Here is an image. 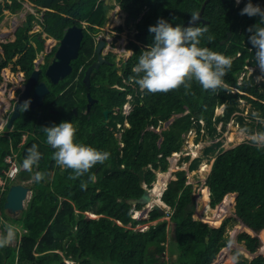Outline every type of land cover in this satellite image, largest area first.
Returning a JSON list of instances; mask_svg holds the SVG:
<instances>
[{"label": "trees", "instance_id": "trees-1", "mask_svg": "<svg viewBox=\"0 0 264 264\" xmlns=\"http://www.w3.org/2000/svg\"><path fill=\"white\" fill-rule=\"evenodd\" d=\"M23 1L32 3L36 9L42 8L39 23L48 36L43 38L42 33L34 37L29 35L35 19L29 14L26 23L10 41L0 40V98L11 101L9 118L35 69L37 53L44 51L41 65L48 67V57L52 58L59 46L55 40L60 41L70 26L85 24L87 28L79 57L72 62L73 72L60 83L53 84L42 69L40 81H46L50 89L43 105L36 109L29 107L26 111L21 107L13 130L0 135V176L6 177L11 165L5 157L14 153L19 154L20 178L29 180L37 171L44 173L40 182L33 180V196L18 219L9 216L5 210L9 186L5 192L0 191V228L8 221L7 225L20 226L24 231L16 246L0 247V264H148V256L155 258L158 264H231L221 257V250L227 245L225 232L231 219L215 227L233 208L232 203H228L229 198L235 203V216L247 229L239 235L238 241L244 242L252 254L262 253L249 264H264V147L244 142L223 150L215 158L211 173L208 171L201 176L205 179L210 173L207 186L211 192V205L209 188L205 184L201 190L199 213L201 211L200 214L209 218L214 226L194 218L196 196L193 185L187 182V172H177V179L171 182L174 171L168 172V158L181 151L184 135L196 127L195 122L199 127L204 122L206 128L212 130L217 121L223 119L215 116V110L220 106L227 105L228 118L239 100H244L264 117V82L259 87L254 84V79L239 81L247 61L256 63V49L249 42L252 33L248 29L258 24L260 17L240 15L249 0H242L239 5L236 0H211L204 12L209 23L195 25H206L209 29L201 40V47L235 57L223 78L228 89L204 90L193 82L191 88L181 86L168 93L139 91V96L134 99L135 107L127 118L123 116L122 107L127 94L133 91L124 84L123 77L130 80L135 75L132 68L138 63L139 55L154 43L155 34L149 32V27L156 25L160 18L174 27L184 26L206 0H120V7L129 12L128 21L138 20L139 33L130 37L134 54L122 77L109 63L94 69L92 87L87 86L84 78L88 68L97 61L95 36L104 29L107 21L110 6L106 0H4L0 3V21L8 13L21 10ZM251 2L264 9V0ZM120 31L122 28L118 29V36ZM208 35L214 36L212 42L207 40ZM52 39L54 42H50ZM72 83L99 99L100 104L94 105L89 114L83 113L86 97L62 94ZM74 106L77 114L73 111ZM105 108L121 110L116 116L112 112L110 126L114 130L117 123H124L126 119L129 122L130 127L124 128L121 140L104 125L102 110ZM176 115L180 116L161 133L151 129H157L161 121L167 122ZM65 121L80 122L82 129L74 125L78 129V142L110 153L107 161L98 163L89 173L75 180L69 179L73 175L71 170H62L52 159L55 149L47 145L43 129ZM1 126L0 123L2 131ZM33 144L38 145L42 159L39 166L29 172L21 165ZM160 167L168 172L162 171V179L170 177V180L163 189L160 179L161 184L155 190V171ZM196 167L194 164L190 170ZM90 175H95L94 182L89 180ZM82 181L87 182L86 189L81 188ZM153 182L152 199L146 206L149 211L136 214L141 218L150 215V221L165 217L166 213L160 209L151 212L154 206L162 205L163 196L164 202L172 206L169 232L167 220L145 231L135 229L139 222L132 215L135 210H141L143 204L133 205L129 200L140 199L145 192L143 185L151 188ZM225 198L228 199L224 203ZM130 224L132 228L128 227ZM16 236H19L18 232ZM167 249L169 258L164 257ZM235 264L248 262L242 259Z\"/></svg>", "mask_w": 264, "mask_h": 264}, {"label": "clouds", "instance_id": "clouds-1", "mask_svg": "<svg viewBox=\"0 0 264 264\" xmlns=\"http://www.w3.org/2000/svg\"><path fill=\"white\" fill-rule=\"evenodd\" d=\"M241 1L242 0H236V3L239 4ZM240 15H247L249 17H256V16L260 17V22L254 26H250L248 29V31L252 33V35H250L248 39L251 45L256 49L255 51L256 65L260 70V74L256 76L257 83L255 82L254 79V84L260 87L262 82H264V26H262L264 25V9H262L259 5H254L251 2V0H249V2L241 10ZM199 20H200V13L193 12L190 15L189 24L187 27L182 25H177L174 27L164 18H160L157 21L156 25L149 27V32L155 34L154 43L152 45H149L147 50L142 51L141 54L139 55L138 63L132 68V72L135 75L131 77L130 80L124 79L123 77L124 84H126L127 87H130L133 91V93H128L126 96V98L130 96V99H132V101L126 99V102L122 107L124 118H127L133 111V108L135 107L134 99L135 97H137L139 91L141 92L143 90H147L148 92L153 94L168 93L172 90L179 89L181 86L185 87L186 89L191 88L193 82L197 83L204 90L215 91L216 89L219 88L228 89V85L225 83L223 78L227 74L228 70L231 69L233 64V59L235 57L232 58L231 56H227L222 53L215 52L208 47L200 46L202 38L205 36L206 33H208L209 29L206 25L204 27L195 26ZM82 27L86 29L87 25L84 24ZM85 29H84V35H85ZM98 34L95 36L96 51L99 43L102 40L105 41V47L107 46V42H106L107 39L106 38L97 39ZM207 40L209 42H212L214 40V36L208 35ZM105 47L103 48L102 52L105 50ZM250 51H253V48H250ZM237 56H240V54H238ZM109 57L110 56H106L104 58H106L107 60L106 63L111 64L110 62L111 57L110 59H108ZM96 62H98V55ZM126 66L127 63L124 65V69ZM91 76H90V81H91ZM122 76L123 75H120V77ZM244 79H242V82ZM250 80L251 79L247 81ZM239 81H240V77H239ZM118 89L126 90L125 88H121V87H118ZM141 97L143 98V96ZM239 101L245 102L244 100H239ZM0 103H1L0 111H6L7 113H10L12 111L11 109L12 104L9 99L5 100V98H0ZM142 104L143 102L141 103V105ZM29 105H30V101H25L21 107L26 111L28 110ZM113 111H114L113 114L116 116L121 110L120 108H115ZM74 113L77 114V109ZM253 116L258 118V113H253ZM161 124H163L162 121L160 125ZM128 127H130V124L126 119L124 123H117L116 129L114 130L113 128V133L121 140L123 134L121 136H118L115 132L118 131L120 133L121 130ZM43 129L44 132L46 133L47 145L55 149V151L52 153V159L55 161L56 165L62 170H71V172L73 173V175L69 176V179L75 180L84 176L86 173H89L90 170L95 165H97L98 163L103 164L110 157V153L107 151L97 149L83 142H78L76 139L78 129L74 126L72 122L65 121L58 125L45 127ZM151 129L157 130L154 128ZM248 138L254 145L258 147H264V132H257L251 134ZM121 146L123 147V144H121ZM18 155H19L18 153H14V154H8L6 156V157L8 156L13 157V162L11 163H8L5 157V161L11 165L10 169L19 168L17 161ZM41 159H42V153L39 151L38 145L33 144L28 149V154L23 160L21 167L24 170L31 172L34 166L36 167L39 166V162ZM10 169H8L9 171L7 170L8 172L6 171V177H4L6 178V182L11 176L9 175ZM33 179L36 182H40L41 180L44 179V173L37 171L34 174ZM95 179H96L95 175L89 176V180L94 182ZM144 185L147 187L146 184ZM206 185H207V181H206ZM7 187H8V182L5 188L7 189ZM81 188L84 189L87 188L86 181H82ZM147 188H149L150 191L152 190V186L151 188L150 187ZM6 189L4 191H6ZM209 192H210V188H209ZM162 202H164L163 196H162ZM146 206L147 205L145 206L143 205L142 211H144ZM153 210H155V206L151 209V212ZM138 211L140 210H135L133 213H137ZM167 212L168 211L165 210V213ZM132 217L135 216L132 215ZM133 219L137 220L139 219V216L138 218L135 217ZM149 220H150V215H149ZM150 222H154V221H150ZM140 223L141 221L138 224ZM149 228L150 226L145 230H148ZM15 235H16L15 226L6 225L5 234H0V247L9 245L15 238Z\"/></svg>", "mask_w": 264, "mask_h": 264}, {"label": "rangeland", "instance_id": "rangeland-1", "mask_svg": "<svg viewBox=\"0 0 264 264\" xmlns=\"http://www.w3.org/2000/svg\"><path fill=\"white\" fill-rule=\"evenodd\" d=\"M3 1L4 0H0V3ZM22 3L24 7L21 10H18L13 14L8 13V15L2 21H0V40L1 41L3 42L10 41L12 39L13 34L21 26H23L26 23L27 16L29 14H32L35 16V19L33 21V27L31 31L29 32V35L34 37L35 35L42 33L43 38H46L48 36V34L44 32V30L42 29V26H40V23H39L43 15L42 8L36 9L35 6L28 1L26 2L23 1ZM106 3L110 6L109 10L106 13V17L108 19H107L104 29H102L99 32L97 39H102V38L107 39L106 41L107 46L105 47V50L102 52V56L111 57L110 62L113 64L115 71L120 76V75H123L124 65L128 62L130 58L133 57V54H134L133 50L130 47V42H131L130 37H135V35L138 33L137 24H136L138 20L136 21L133 20L131 22L128 21L129 12L123 9L122 7H120V0H106ZM124 11L126 12V14H123ZM113 14H115L116 16H121L123 14L122 23H118V22L116 23V20H112L111 18ZM120 28H122V31L119 32L120 35L118 36V29ZM54 40L52 39L50 40V42H54ZM55 42H60V41L55 40ZM42 59H44V51H39L37 53L35 62L40 63L41 69L46 70L47 66L41 65ZM51 59L52 58L48 57L47 59L48 64H49V61H51ZM259 74H260V70L258 66L256 65V63L252 64L247 61L246 65L244 66V70L241 73L240 81L242 82V79L244 78L247 80L255 79V82L257 83L256 76ZM123 90L124 89H122V91ZM6 99L8 98H5V100ZM126 99L129 101H132V99H130V96H128ZM229 106L232 107V104ZM0 107H1V103H0ZM227 110H228L227 105L220 106L219 108L215 110L216 118L223 117V119L217 121L215 128L212 130L207 129L204 123H202V126L199 127L198 123L195 122L194 126L196 127L193 133V145H191V143H187V138L189 137L191 133L190 132L186 133V135H184L182 149L179 153H177L178 156H175L173 154L172 156L168 158V162L170 164L168 172L171 173V169L173 168V165L175 166V170L173 172L174 179H171L170 181L176 180L177 172L182 171V170L187 172V182L193 185L194 194H196L197 196L196 198L197 209L194 213V218L201 222H206L210 226H214V225H212L209 222V218L202 216V214H200L201 211L199 213V210L201 209V208L199 209L201 190L203 186L206 184V181L209 176L208 174L205 179L201 178L202 175L197 173L200 165H202V163L206 161L207 163H209V171H210V169L213 166V162L215 161V158L220 154V152H222L225 149L228 150L230 148H233L244 142L253 144L249 140L248 137L251 134H254L257 132H264V117L263 115H261L260 112H257V110L252 108L250 104H247L243 101H239L235 105V107L232 108V112L230 114V117L228 118L226 117ZM253 113H258V118L254 117ZM6 114H7L6 111H0V123L2 124L1 129L4 130V132L3 130L2 131L0 130V135H3V136L4 134L5 135L9 134L13 130L12 128L8 127L9 123L6 121H8L9 116L8 117L5 116ZM179 116L180 115L173 116L172 119H170L169 121L163 122V124H161V126H159L156 131L158 133H161L163 130L167 129L170 126V124L174 121V119L178 118ZM199 130H201L200 132L201 134L199 133ZM123 132H124V129L121 130L120 133L118 131H116L115 133L118 136H121ZM231 134L236 135L235 138L239 140V143L235 144L234 146H229V143H228V140ZM27 135L28 133H26V135L24 136L23 141L27 139ZM189 140L191 141L192 138H190ZM24 142L21 143V146L24 144ZM159 142H161V139ZM194 164H197V167L195 170L191 171L190 168ZM162 171L163 170L161 169V167L155 171L156 178L154 182H156L159 179V176H161ZM163 172H166V171H163ZM168 172L164 174H167ZM18 173H19V168L10 169L11 176L9 177L7 181L9 188L13 184H17V183H22L25 185L28 184V186L33 185L34 174L32 175L33 177L31 179L27 180L26 178L25 179L20 178ZM5 182L6 181L4 180V184ZM154 182L152 184V187L154 185ZM4 188H5L4 185H1L0 191L5 192ZM210 195L211 194L209 192V203L211 205ZM227 199L228 198H225L223 202L225 203ZM30 200L31 199L27 200L26 207H28ZM232 201L233 200H231L230 198L228 199V203L229 202L232 203L231 204V207L233 206L232 210L229 212V214L224 219H222L219 225L215 226V227H220L225 220L231 219V222L227 225L226 232H225V238H226L227 245L222 248L221 257L223 258V260L231 264H235L238 260H242V259L246 260L249 264L254 258H256L262 253L257 252L255 254H252L247 249L244 242L238 241L239 235L242 234L243 232H246L247 229L241 222H239L240 220H238V218L235 216V203H233ZM223 202H221L214 208L212 206L211 207L213 209H217L219 205H221ZM159 206L161 207L160 210L165 211L162 205H159ZM140 211H142V209ZM170 214H171V211H168L165 217L161 218L160 220L154 221V222H150L149 215L148 216L146 215L143 218L139 217V219L137 220H139L138 222L141 221V223L136 225L135 229L137 231H144L151 225H155L160 222H163L164 220H167L169 222L168 229H167L169 232L170 223H171ZM87 215H89L90 217L98 218L96 215L95 216H92L90 214H87ZM133 215L138 218L136 213H133ZM2 220L5 221L4 217H2ZM6 222L8 223V221ZM7 223L5 224V227L2 226L0 228V234H3L4 231H6ZM128 227L131 228L132 224H130ZM15 229H16V232L19 233V236L15 235V238L9 244L10 246H16L18 243L17 242L18 238L20 237V233L24 232L20 226L19 227L15 226ZM168 245L169 243H167V246ZM169 254L170 253L167 249L166 253L164 254V257L169 258L168 257ZM147 260H148V264H158L155 258H151L148 256ZM69 264H73V262H69Z\"/></svg>", "mask_w": 264, "mask_h": 264}, {"label": "water", "instance_id": "water-1", "mask_svg": "<svg viewBox=\"0 0 264 264\" xmlns=\"http://www.w3.org/2000/svg\"><path fill=\"white\" fill-rule=\"evenodd\" d=\"M211 0H206L205 4L202 6L200 13V20L197 22L202 24H207V21L204 18V12L206 10L207 4ZM189 24V20L184 23V26L187 27ZM196 24V25H197ZM84 27L73 25L70 26L64 33V36L59 42V46L55 54L53 55L48 67L45 71V76L50 79L53 84H58L63 81L66 77H68L73 72L72 62L77 60L80 54L81 44L84 39ZM232 36V32L229 33V38ZM227 39L222 41V44L226 43ZM105 47V41L102 40L97 47V55L98 62L92 64L85 74V83L90 85V76L94 69H98L102 64L106 63L107 60L101 55L103 48ZM35 69L31 74L29 81L18 99L15 107L13 108V112L8 121V127L12 128L14 121L20 117L21 114V106L25 101H30L29 107L31 109H36L43 105L45 96L49 94L50 89L46 81H40L42 69L40 67V63L35 62ZM33 90V92H32ZM89 105L88 111H90L91 106L93 105V98L89 95ZM110 111L106 110L104 115L108 118ZM172 170V169H171ZM145 192L140 199H132L129 200L130 203L136 205L137 203H141L144 206L148 205L151 201V191L145 185ZM33 195V189L29 185H25L22 183L13 184L7 194L6 202H5V210L9 216L12 218L18 219L26 207L27 200L31 199ZM162 207L167 211H172V206L167 204L166 202L162 203ZM155 209H161L159 205L155 206ZM149 211V210H148ZM147 207L144 209V213L147 212ZM165 212V211H164Z\"/></svg>", "mask_w": 264, "mask_h": 264}, {"label": "flooded vegetation", "instance_id": "flooded-vegetation-1", "mask_svg": "<svg viewBox=\"0 0 264 264\" xmlns=\"http://www.w3.org/2000/svg\"><path fill=\"white\" fill-rule=\"evenodd\" d=\"M138 31V30H137ZM138 33H139V31H138ZM137 33V34H138ZM136 34V35H137ZM135 35V36H136ZM131 38H134V37H131ZM132 49V48H131ZM132 50H134V49H132ZM112 64V63H111ZM113 65V64H112ZM114 67V66H113ZM115 69V68H114ZM85 82V81H84ZM91 82V81H90ZM76 85L74 84V83H72V84H70V85H68V86H66V88L62 91V94H65V96H71V95H74V96H80V97H86V109H84L83 110V113L84 114H89L90 112H88V105L90 104L89 103V94L91 95V93L90 92H86V91H84L83 89H80L78 86H76ZM88 86V85H87ZM96 86L97 87H100V85L99 84H96ZM88 87H92V83H90V85L88 86ZM92 96V95H91ZM93 97V96H92ZM96 104H100V101H99V99L97 98V97H93V105H92V107L94 106V105H96ZM92 107H91V110H92ZM74 108H76L75 106H74ZM73 108V111L75 112L76 111V109H74ZM106 110H109L110 111V113H109V115H108V118H106L105 117V122H104V125H106L108 128H109V130L110 131H112L113 132V127L112 126H110V123H111V115H112V110L111 109H109V108H105V109H103L102 111H103V115H104V112L106 111ZM8 114V113H7ZM7 114L5 115V116H7ZM105 116V115H104ZM74 125H76V127L77 128H79V129H82L81 127H80V122L79 121H77V122H75L74 121V123H73Z\"/></svg>", "mask_w": 264, "mask_h": 264}, {"label": "bare ground", "instance_id": "bare-ground-1", "mask_svg": "<svg viewBox=\"0 0 264 264\" xmlns=\"http://www.w3.org/2000/svg\"><path fill=\"white\" fill-rule=\"evenodd\" d=\"M112 20H116L118 21L119 23H122V16H116V15H113ZM111 20V21H112ZM222 110V109H221ZM220 110V112H221ZM194 129L195 127H192V129L189 131L191 134L189 135V137L187 138V143H191V145H193V133H194ZM251 132V131H250ZM235 134V133H234ZM234 134H231L230 137H229V140H228V143H229V146H234L235 144L239 143V140L236 139V135ZM192 138V140L190 141L189 139ZM228 138V137H227ZM223 146V145H222ZM177 153H175L174 155L175 156H178V154L176 155ZM179 159V158H178ZM177 159V161H178ZM179 165V164H178ZM180 167V166H179ZM175 170V166L173 165V168L171 171H174ZM209 171V163H207L206 161L202 163V165H200L197 173L203 175V174H207ZM162 174V172H161ZM160 175V174H159ZM160 179H162V176H159V179L155 182V190L160 186L161 183H163V189L167 186V183L168 181L170 180V177L168 178H164L162 179V182L159 184V181ZM28 185V184H27ZM158 194V193H157ZM160 194V193H159ZM88 212V211H87ZM92 216H95L94 214H92ZM245 249V248H244ZM244 252V251H243Z\"/></svg>", "mask_w": 264, "mask_h": 264}, {"label": "built area", "instance_id": "built-area-1", "mask_svg": "<svg viewBox=\"0 0 264 264\" xmlns=\"http://www.w3.org/2000/svg\"><path fill=\"white\" fill-rule=\"evenodd\" d=\"M41 21V20H40ZM16 157V156H15ZM6 161L8 162V163H11V162H13V157L12 156H8L7 158H6ZM9 175H11L10 173H9ZM4 180L6 181V178H4V177H0V186L1 185H4V187L6 186V184H7V182H5V184H4ZM6 188H4V190H5Z\"/></svg>", "mask_w": 264, "mask_h": 264}, {"label": "crops", "instance_id": "crops-1", "mask_svg": "<svg viewBox=\"0 0 264 264\" xmlns=\"http://www.w3.org/2000/svg\"><path fill=\"white\" fill-rule=\"evenodd\" d=\"M4 109V108H3Z\"/></svg>", "mask_w": 264, "mask_h": 264}]
</instances>
